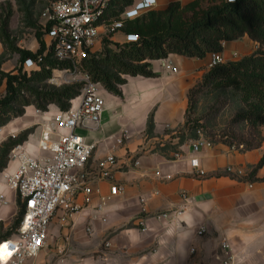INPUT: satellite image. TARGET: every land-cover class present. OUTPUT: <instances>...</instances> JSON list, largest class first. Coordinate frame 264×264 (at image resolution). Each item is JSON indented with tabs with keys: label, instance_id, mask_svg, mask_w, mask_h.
Returning <instances> with one entry per match:
<instances>
[{
	"label": "crops",
	"instance_id": "obj_1",
	"mask_svg": "<svg viewBox=\"0 0 264 264\" xmlns=\"http://www.w3.org/2000/svg\"><path fill=\"white\" fill-rule=\"evenodd\" d=\"M175 1L186 4L194 0H157L155 9H166ZM43 37L47 44L49 37L46 33ZM112 38L120 44L129 43L123 30ZM249 44L248 40L226 42L222 53L226 57L247 51ZM4 51L0 39V54ZM165 59L166 65L164 59L150 61L155 77L127 76L121 96L102 87L107 104L101 123L78 128L85 141L95 146L84 169L94 190L91 203L72 219L65 217L62 208L57 210L38 264H222L220 241L244 231L242 218L247 213L250 216L247 206L258 201L264 165L256 174L258 181L233 178L227 168L248 174L263 159L264 147L244 150L213 143L212 148L193 152V139L183 128L190 92L210 70V54L198 58L172 53ZM58 111L56 105L44 114L28 108L19 121L2 127L0 147L11 134L19 136L35 127L23 147L34 156L49 155L41 151L39 141L45 131L55 130L53 117ZM125 132L129 139L117 145L114 137ZM110 155L116 158L113 177L100 180L99 163ZM192 159L199 161L198 167ZM16 167L17 162L9 160L0 173V194L9 200L8 205L0 201V223L10 221L18 208L19 197L8 187L6 177ZM114 185L124 186L125 191L112 194ZM142 198L146 199L147 214L142 211ZM77 199L84 201L81 194ZM173 210L184 213L176 219L158 217ZM144 216L146 231L139 225ZM201 226L207 228L204 236L197 234ZM105 241L110 246L103 249V255H96ZM69 251L71 255L60 256Z\"/></svg>",
	"mask_w": 264,
	"mask_h": 264
},
{
	"label": "built area",
	"instance_id": "obj_2",
	"mask_svg": "<svg viewBox=\"0 0 264 264\" xmlns=\"http://www.w3.org/2000/svg\"><path fill=\"white\" fill-rule=\"evenodd\" d=\"M115 2L116 0H56L44 12V31L49 42L43 55L24 61V72L31 75L41 71L44 58L52 53V57L59 63L69 65L61 71L83 73L85 85L81 95L73 101L72 108L67 111L59 109L55 114V130L43 133L39 141L40 149L49 152V155L34 156L26 151L23 144L16 145L10 154V161L17 162V167L6 176L7 184L17 193L25 211L18 232L0 240L8 254L6 260L0 257V264H38L37 258L47 245L50 225L57 210L62 208L65 217L72 219L91 203L94 190L84 169L93 156L95 146L85 141L78 128L87 123L100 124L107 102L101 92L102 86L82 70L83 62L96 53V47L103 37L112 39L123 30L128 20L142 16L157 5V0H134L117 17H112ZM138 39V35L127 34L129 42ZM225 62L223 53H211L209 68ZM11 137L18 138L15 133ZM128 139L127 132L114 137L117 145H124ZM191 146L193 152H198L212 148L213 142L206 138L193 139ZM191 162L193 166H199L197 159H192ZM115 163L113 155L103 159L99 163L97 177L100 180L111 179ZM203 173L202 171L201 174ZM227 173L236 179H243L247 175H244L243 169L235 170L233 167H228ZM124 191V186H112L114 195ZM80 194L83 195V203L77 199ZM182 197L189 199L187 193H183ZM0 201L3 205L9 204V200L2 194ZM141 201L142 211L147 214L146 199L142 198ZM183 213V210H173L159 214L158 217L176 219ZM146 220V216L139 218L143 231L147 230ZM88 231L92 232V229L89 228ZM206 232L207 228L201 226L197 234L204 236ZM69 238L68 234L67 240ZM220 244L222 264H239L231 240L223 237ZM106 246H110L109 242ZM191 252L194 253L195 249Z\"/></svg>",
	"mask_w": 264,
	"mask_h": 264
},
{
	"label": "trees",
	"instance_id": "obj_3",
	"mask_svg": "<svg viewBox=\"0 0 264 264\" xmlns=\"http://www.w3.org/2000/svg\"><path fill=\"white\" fill-rule=\"evenodd\" d=\"M133 1L116 0L114 5H122L125 8ZM121 11L111 12V16H118ZM9 21L10 15L6 18L4 26H8ZM123 31L126 34L138 35L139 39L118 44L117 49L106 43L101 53H93L82 66V70L91 75L95 82L108 92L119 96L122 95L121 86L126 83V77L122 78L123 75L156 76L151 70L152 60L165 59L172 53L204 58L211 53H222L226 42L244 37L251 38L258 45L257 51L240 60H231L211 68L205 75L204 84L211 90L231 88L242 91L246 100L258 101L249 118L255 120L264 116V0H194L186 4L175 1L166 9L150 10L136 19L128 20ZM36 35L40 48L36 52L20 49L21 65L17 73L0 70V75L6 79V95L0 97V127L16 117L23 116L25 108L31 104L40 111H48L52 104L62 111H67L72 108L73 101L81 95V89L73 87L51 92L39 90L31 85L51 79L52 71L57 65L61 69L69 66L65 63L58 64L57 60L52 64L49 61L53 58L50 53L44 58L41 71L31 75L25 73L24 61L28 58L37 59L46 49L43 33L38 31ZM0 39L2 41L1 34ZM26 91L32 93L34 101L26 97ZM18 106L20 108H17ZM187 124L186 120L185 128ZM28 135L22 139L17 138L15 145L23 144ZM190 137L199 139L197 136ZM263 165L264 157L251 172L253 181H258L256 174ZM19 204L21 212L16 220L17 225L22 221L25 211L20 199Z\"/></svg>",
	"mask_w": 264,
	"mask_h": 264
},
{
	"label": "rangeland",
	"instance_id": "obj_4",
	"mask_svg": "<svg viewBox=\"0 0 264 264\" xmlns=\"http://www.w3.org/2000/svg\"><path fill=\"white\" fill-rule=\"evenodd\" d=\"M54 1L56 0H3L0 3V34L5 50L0 54L1 71L7 73L12 71L18 72L17 69L21 65V48L19 44L26 50H38L36 46L37 44L40 45V43L36 34L38 31H41L44 36V12ZM123 8L122 5H114L111 12L121 11ZM9 15V25L4 26V22ZM114 17L117 16L114 15ZM115 40V38L103 37L96 47V53H101L106 43H109L110 47L117 49V45L120 43ZM243 40L242 38L239 41L244 43L245 40L249 41L248 50L226 56L227 62L240 60L258 50V45L252 39ZM49 61L53 64L55 59L52 58ZM57 63L59 64V62ZM205 75L201 83L196 85L190 92V105L186 115L188 124L186 128H183L184 133L190 136L209 139L213 143H222L232 149L241 148L246 150L253 147L255 149L264 147V116H260V118L255 120L249 118L250 113L257 107L258 101L254 99L246 100L244 93L236 89L223 88L211 90L204 84ZM127 76L129 75H123L122 78ZM31 85L39 90H49L51 92L64 87H73L82 91L85 81L83 73H65L57 65L52 71L51 79L40 83H31ZM5 95L6 79L0 75V97ZM26 97L31 101L35 99L30 91H26ZM17 108L20 107L18 106ZM28 108L40 111L34 104H31L25 108V114ZM48 111L40 112L44 114ZM25 114L12 119L9 123L16 120L19 121ZM34 129L35 127H31L23 131L19 134L18 139L24 138L27 134L30 135ZM15 140L17 139L10 136L0 147V173L4 170V166H7L10 154L17 145H15ZM252 170L247 175L245 173L244 175L246 176L240 180L248 179L253 181ZM17 205V211L11 216L10 221H2L0 223V239L18 232L21 224V222L19 225L16 224V220L20 217L21 212L19 200ZM247 208L250 211V216L247 212H244V214L247 213L248 215L242 218L245 224L244 231L242 233L234 232L230 240L239 264H264V184L258 186V201L255 204H250ZM254 210L255 213H253ZM106 243V241L103 242L99 253L96 255H103V249L107 247ZM71 253V251L65 252L60 256H69Z\"/></svg>",
	"mask_w": 264,
	"mask_h": 264
},
{
	"label": "bare ground",
	"instance_id": "obj_5",
	"mask_svg": "<svg viewBox=\"0 0 264 264\" xmlns=\"http://www.w3.org/2000/svg\"><path fill=\"white\" fill-rule=\"evenodd\" d=\"M0 257H2L3 260H6L8 258L7 252L5 253V247L0 244Z\"/></svg>",
	"mask_w": 264,
	"mask_h": 264
}]
</instances>
